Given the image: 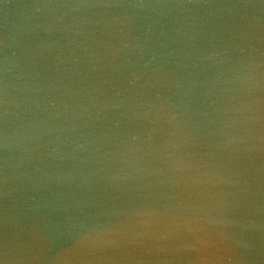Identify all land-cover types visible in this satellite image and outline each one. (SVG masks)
Here are the masks:
<instances>
[{"label": "water", "instance_id": "95a60500", "mask_svg": "<svg viewBox=\"0 0 264 264\" xmlns=\"http://www.w3.org/2000/svg\"><path fill=\"white\" fill-rule=\"evenodd\" d=\"M0 264H264V0H0Z\"/></svg>", "mask_w": 264, "mask_h": 264}]
</instances>
